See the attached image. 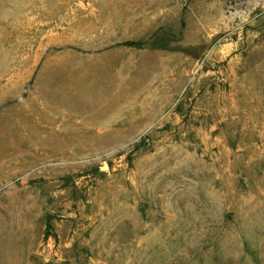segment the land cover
I'll list each match as a JSON object with an SVG mask.
<instances>
[{
    "label": "rangeland",
    "instance_id": "374dc122",
    "mask_svg": "<svg viewBox=\"0 0 264 264\" xmlns=\"http://www.w3.org/2000/svg\"><path fill=\"white\" fill-rule=\"evenodd\" d=\"M0 264H264V0H0Z\"/></svg>",
    "mask_w": 264,
    "mask_h": 264
},
{
    "label": "bare ground",
    "instance_id": "6f19581e",
    "mask_svg": "<svg viewBox=\"0 0 264 264\" xmlns=\"http://www.w3.org/2000/svg\"><path fill=\"white\" fill-rule=\"evenodd\" d=\"M118 73V72H117Z\"/></svg>",
    "mask_w": 264,
    "mask_h": 264
}]
</instances>
